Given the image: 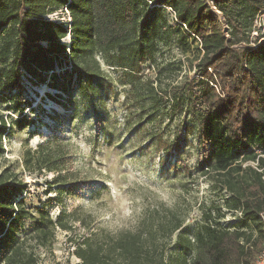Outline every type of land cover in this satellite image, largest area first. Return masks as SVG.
I'll list each match as a JSON object with an SVG mask.
<instances>
[{"label": "trees", "instance_id": "16d2710c", "mask_svg": "<svg viewBox=\"0 0 264 264\" xmlns=\"http://www.w3.org/2000/svg\"><path fill=\"white\" fill-rule=\"evenodd\" d=\"M64 9L68 24L46 18ZM259 16L264 21V0H0V109L19 117L33 111L23 77L36 85L51 79L58 98L71 88L84 96L102 84L103 67L121 71L130 85L140 80L144 66L154 63L157 37L168 30L180 44L197 41L200 48L194 77L169 88L162 101L184 107L197 122L184 131L186 137L196 131L199 174L224 192L222 208L237 221L222 225L220 208L187 235L182 214L160 205L133 230L83 237L73 250L78 264L253 263L264 226V40L253 35ZM63 60L74 79L54 71ZM23 119L12 125H32ZM5 125L0 115V142ZM48 146L38 147V171L59 170ZM22 183L14 171L0 170V264H39L35 249L49 247L56 229L85 228L75 214L52 219L43 206L26 208ZM53 183L68 180L59 175Z\"/></svg>", "mask_w": 264, "mask_h": 264}, {"label": "rangeland", "instance_id": "374dc122", "mask_svg": "<svg viewBox=\"0 0 264 264\" xmlns=\"http://www.w3.org/2000/svg\"><path fill=\"white\" fill-rule=\"evenodd\" d=\"M170 13L164 11V16L173 26ZM46 18L69 23L63 10ZM255 26L253 35L261 34L264 40L261 16ZM157 40L154 63L144 66L141 79L133 85L121 71L103 67L104 80L94 93L82 96L71 88L70 95L58 98V92L50 88L54 84L51 79L36 85L23 77V96L31 100L33 108L32 112L25 110L23 122L29 119L32 125L18 130L12 124L23 116L5 112L4 105L0 109L6 122L0 170L8 168L18 174L25 186L21 197L26 208L43 206L52 219L61 212L75 214L85 224L84 228L76 223L72 232L56 229L49 247L35 249L39 264H78L73 250L83 237L91 232L133 230L147 210L160 205L182 214L187 235L194 232L205 213L216 214L220 208L222 225L237 221L222 208L224 192L199 174L202 158L196 131L188 137L184 131L185 126L196 127L197 122L184 107L162 101L169 88L194 77L198 42L180 44L173 30L160 34ZM69 41L67 36L63 43ZM54 71L74 79L64 60ZM149 85L154 91H149ZM67 101L71 103L62 107ZM47 144V151L57 160V171L36 170L38 147ZM28 152L31 165L27 168L24 157ZM59 175L68 180L66 185L53 183Z\"/></svg>", "mask_w": 264, "mask_h": 264}, {"label": "built area", "instance_id": "2783aa9c", "mask_svg": "<svg viewBox=\"0 0 264 264\" xmlns=\"http://www.w3.org/2000/svg\"><path fill=\"white\" fill-rule=\"evenodd\" d=\"M167 11H170V9H166ZM66 15L68 16V13L66 11V9L63 10ZM171 12V11H170ZM50 17V16H49ZM52 17V15H51ZM69 20V18H68ZM263 241H262V246H261V250L258 253V255L256 256L255 260L253 261L252 264H264V226H263Z\"/></svg>", "mask_w": 264, "mask_h": 264}]
</instances>
